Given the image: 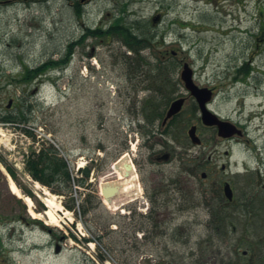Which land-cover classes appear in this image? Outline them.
Returning a JSON list of instances; mask_svg holds the SVG:
<instances>
[{"label": "rangeland", "instance_id": "rangeland-1", "mask_svg": "<svg viewBox=\"0 0 264 264\" xmlns=\"http://www.w3.org/2000/svg\"><path fill=\"white\" fill-rule=\"evenodd\" d=\"M260 1L264 0H0V99H5L0 104V218L9 222L6 230L0 228V249L7 264H151L157 257L166 264H214L228 257L245 262L242 253L250 251L247 228H256L249 238L253 246L263 240L256 248L264 257V216H254L249 225L242 207L217 234L205 225L174 228L184 229L187 237L182 242L174 238L177 243L166 248L142 241L154 228L127 225L134 203L126 207L125 216L106 207L100 196L101 182L114 180V164L122 155L135 153L122 144L128 113L146 110H140V103L149 95L136 96L137 89L129 86L130 66L158 65L163 51L177 49L180 55L169 63L175 60L180 66L185 59L198 73L205 71L202 81L222 83L234 64L244 63L254 49L261 27ZM121 26L148 38L150 48L139 55L130 51L117 31ZM68 54L74 55L71 65ZM53 60L58 64L39 73L40 79L28 75ZM82 68L86 69L78 73ZM74 74L75 81L69 83ZM119 86L132 97L121 96ZM10 98L15 103L11 114L6 110ZM219 109L228 114L231 104L223 102ZM8 115L17 125L4 119ZM204 139L205 146L214 142L211 132L205 131ZM218 145L221 153L232 148L227 142ZM51 147L68 165L69 185L61 174L51 186L38 183L27 169L33 152ZM243 151L235 146L233 160L220 157L215 165L218 169L230 163L238 202L244 201ZM89 168L86 179L82 170ZM9 175L33 200L38 214L46 205L36 185L57 197V225L31 216V207L12 194ZM126 199L120 195L117 201ZM200 217L208 221L205 211ZM57 244L62 247L59 254Z\"/></svg>", "mask_w": 264, "mask_h": 264}, {"label": "flooded vegetation", "instance_id": "flooded-vegetation-1", "mask_svg": "<svg viewBox=\"0 0 264 264\" xmlns=\"http://www.w3.org/2000/svg\"><path fill=\"white\" fill-rule=\"evenodd\" d=\"M259 8L257 20L261 26L260 32L246 61L239 66L234 64L222 83L202 81L204 70L199 73L194 70L193 74L195 86L203 92L206 90L209 98L206 108L219 119L237 127L231 138H222L217 127L204 125L202 109L196 97L181 80L183 65L175 67L174 73H165L168 80L163 81L155 80V70L159 68L156 65H132L127 72L129 86L137 89L136 96L140 93L149 96L140 103V110L146 109L147 116L146 110L139 113L132 109L128 113L130 124L122 143L127 149L135 151L129 154V159L139 181L141 177L142 190L133 199L121 202L119 209L125 211L134 201L127 225L131 228H154L153 231L143 230V242L168 248L177 243L172 241L174 238L180 242L186 239L184 229L174 228H201L205 225L217 234L220 218L224 217V223L233 221L231 219L241 207L249 225L254 216H264V1L259 2ZM181 61L184 63L185 59ZM164 68L168 70L174 67L168 65ZM85 69L78 70V73ZM75 78L76 74L70 76L69 83L74 82ZM119 93L126 99L132 97L129 91L124 94L121 88ZM180 99L184 103L182 110L166 120L172 103ZM223 102L231 104L228 114L219 109ZM1 103H5V99H0ZM6 103V110L13 111L14 100L10 98ZM191 131L200 142L193 141ZM205 131L212 133V145H204ZM220 141L229 143L232 148L221 153L218 145ZM134 143L136 148H133ZM235 146L244 149L246 179L243 202L236 199L229 201L225 196L227 184L235 193L234 173L230 171V163H222L218 169L215 167L220 157L228 158L229 161L234 159ZM206 150L208 153H205ZM167 166H170L169 170L164 168ZM204 211L208 217L207 222L200 217ZM140 222H143L142 225ZM2 225L4 230L9 226L5 217L0 218V228ZM255 229L247 228L245 232V242L250 248L243 256L245 262L238 257H228L214 264H264L261 251L256 248L263 240H256L253 246L250 239ZM2 231L0 243L4 237ZM208 243H211L210 238ZM2 257L0 249V264H7L6 258ZM157 259L152 258L151 264H166Z\"/></svg>", "mask_w": 264, "mask_h": 264}, {"label": "trees", "instance_id": "trees-1", "mask_svg": "<svg viewBox=\"0 0 264 264\" xmlns=\"http://www.w3.org/2000/svg\"><path fill=\"white\" fill-rule=\"evenodd\" d=\"M118 33L124 37V41L126 46L128 47L129 50H132L133 52L139 54L140 51L143 49H147L150 47L149 45V40L148 38H140L139 36L134 35L132 32H130L125 26H121L118 30ZM96 32H92L91 34H94ZM90 34V33H88ZM113 35H116L115 33ZM146 43V44H145ZM69 57V54L67 55ZM67 57V58H68ZM67 59H64L62 63H66ZM157 66H160L157 69V73H162L158 76H156V80L158 81H163V80H168V77H166L164 74L167 73L168 71H174V69H168L165 70L162 68V66H176L175 62H163L160 59V62ZM57 62L50 61L47 64L39 67L38 69L32 70L29 72L28 75L35 74L33 77L36 78L37 76L41 75L39 73H43V71L47 67L55 66L57 65ZM45 72V71H44ZM30 76H28L29 78ZM7 122H15L17 119H14L12 117H8L5 119ZM32 156L34 159H29L27 163V169L31 172L33 175V178L38 180L44 185L51 186V182H54V178L56 174H61L62 177L64 178L63 183L65 185H69L70 182V174L68 171V165L65 162L63 158L59 156L58 151L54 148L51 147L48 149V151L41 149L37 154L33 152ZM10 172L13 174V172L10 169ZM66 208L73 210V206H66Z\"/></svg>", "mask_w": 264, "mask_h": 264}, {"label": "bare ground", "instance_id": "bare-ground-1", "mask_svg": "<svg viewBox=\"0 0 264 264\" xmlns=\"http://www.w3.org/2000/svg\"><path fill=\"white\" fill-rule=\"evenodd\" d=\"M129 157L130 156H125L120 163L114 165V168L112 169L114 174L111 176L112 178L114 177V180H108L107 182H101L100 188L101 191L104 187H111V188H119V195H124V196H128V199L130 197H132L135 193V181H136V174H135V169L134 167L131 165V163L129 162ZM9 183H10V187H11V191L12 194L20 199H23L24 202L26 204L29 205V207H31V209L29 210L31 216L35 219H46L50 225H57V214H56V210L58 209V206L55 202V199L57 198L54 195H50V193L41 188L39 185H36V189L37 190H42L45 197H43V202L46 204V211L43 214H38L36 213L32 206H33V200L28 197V196H24L21 192V190L19 189V187L15 184V182L9 178ZM134 187V190H133ZM117 193L115 194V196L111 197L110 199H105L106 205L108 206L109 209H114L117 210L119 208V203L121 202L120 200L117 201ZM109 200H111V202H109Z\"/></svg>", "mask_w": 264, "mask_h": 264}, {"label": "water", "instance_id": "water-1", "mask_svg": "<svg viewBox=\"0 0 264 264\" xmlns=\"http://www.w3.org/2000/svg\"><path fill=\"white\" fill-rule=\"evenodd\" d=\"M85 1V0H83ZM159 17L154 19V23L159 21ZM181 79L184 82L185 86L187 89H189L192 92V95L194 97H196V99L198 100V102H200V106L203 112V122L205 125L208 126H217L219 127L220 130V136L223 138H229L231 137V135H233V129L231 127V125L229 123L220 121L215 115H213L212 113H210L209 111H207V109L205 108V103H206V99H204V92L203 91H199V89L195 86V83L193 81V70L191 69L190 65L188 63L184 64V68L182 71V75H181ZM183 107V100H179V101H175L168 114H167V118L166 120L170 119L171 117H173L174 115L178 114ZM191 136L193 135V133H190ZM229 192V193H228ZM120 193L119 192V188H111V187H104L102 189V195L103 198L105 199H110L112 196L114 197L115 194ZM227 195L230 199H232V192L231 190H229L227 188ZM109 202H111V200H109ZM61 250V247L58 245L56 248V252L59 253Z\"/></svg>", "mask_w": 264, "mask_h": 264}]
</instances>
